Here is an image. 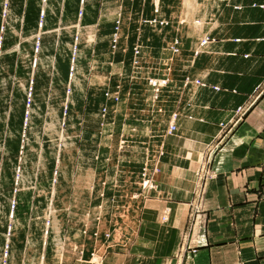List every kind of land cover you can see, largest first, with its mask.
Segmentation results:
<instances>
[{"label":"rangeland","instance_id":"374dc122","mask_svg":"<svg viewBox=\"0 0 264 264\" xmlns=\"http://www.w3.org/2000/svg\"><path fill=\"white\" fill-rule=\"evenodd\" d=\"M170 1L150 0L148 15L149 0H131L125 17L120 0L113 15H98L110 30L62 22L63 0H0V264L18 247L23 264H45L40 235L61 257L99 242L89 260L103 262L126 215L137 214L133 203L150 196L142 172L160 157L161 169L180 103L208 85L203 59L217 53L211 26L225 0Z\"/></svg>","mask_w":264,"mask_h":264},{"label":"crops","instance_id":"0c3cea01","mask_svg":"<svg viewBox=\"0 0 264 264\" xmlns=\"http://www.w3.org/2000/svg\"><path fill=\"white\" fill-rule=\"evenodd\" d=\"M119 3L104 10L89 0H63L57 9L62 22L74 18L89 28L113 30L114 23L98 15H113ZM121 5L127 15L131 0ZM146 10L152 14L150 0ZM222 10L211 26L217 53L211 64L205 57L210 55L203 56L208 85L192 104L173 107L180 108L179 129L169 140L158 189L133 203L137 214L126 215L103 262L89 260L99 242L90 241L84 256L69 249L61 257L52 242L41 246V235L35 236L45 264H264V0H225ZM29 12L39 16L38 6L29 5ZM205 166L216 174L201 180L195 171ZM21 253L18 247L11 264H23Z\"/></svg>","mask_w":264,"mask_h":264},{"label":"built area","instance_id":"2783aa9c","mask_svg":"<svg viewBox=\"0 0 264 264\" xmlns=\"http://www.w3.org/2000/svg\"><path fill=\"white\" fill-rule=\"evenodd\" d=\"M83 16V11L80 12V17ZM121 28V21L118 20L117 21V25H116V30H120ZM81 35H76L75 39H76V44L74 46L73 52L75 54V59H76V53H78V44H79V40H80ZM120 39V34L119 32H116L114 34V43H118ZM41 38H38L37 41V47L40 46L41 44ZM2 36L0 37V55H1V48H2ZM74 75V72L71 73V76ZM32 88V87H31ZM216 89L218 90V87H216ZM72 89H69L68 92H71ZM32 92V89L31 91ZM108 96H110V93L107 94ZM108 109L104 110V113L106 114ZM242 108H239V111H241ZM177 114L174 115V118L176 119ZM177 130V124L175 122H172L170 124V132L176 131ZM161 158V157H160ZM160 158L157 160V162L151 167V168H144V172H142V176H143V181L141 183V190H142V195L143 196H147L148 193H150L151 190L156 189L157 188V176L158 174L161 172L160 169ZM216 174V171L213 167H199L197 169V171H195V175L200 178L201 180L204 179H211L214 177V175ZM263 179H264V169H263ZM163 219L165 221L168 220V215L164 216ZM107 237H110V233H107ZM112 247L109 246L108 249ZM99 261H103V259H100Z\"/></svg>","mask_w":264,"mask_h":264}]
</instances>
